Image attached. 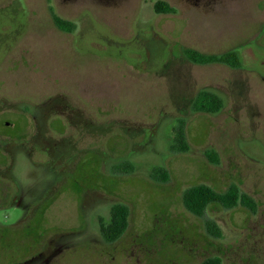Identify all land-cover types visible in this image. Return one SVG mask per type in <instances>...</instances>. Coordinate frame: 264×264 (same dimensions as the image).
<instances>
[{
    "label": "rangeland",
    "instance_id": "rangeland-1",
    "mask_svg": "<svg viewBox=\"0 0 264 264\" xmlns=\"http://www.w3.org/2000/svg\"><path fill=\"white\" fill-rule=\"evenodd\" d=\"M157 1L175 13H155ZM49 4L72 33L47 0H0V264H264V0ZM183 49L234 52L240 67L196 65ZM202 89L218 113L191 109ZM178 120L185 153L169 151ZM231 183L254 213L182 204L190 186ZM117 204L128 225L107 243Z\"/></svg>",
    "mask_w": 264,
    "mask_h": 264
},
{
    "label": "trees",
    "instance_id": "trees-1",
    "mask_svg": "<svg viewBox=\"0 0 264 264\" xmlns=\"http://www.w3.org/2000/svg\"><path fill=\"white\" fill-rule=\"evenodd\" d=\"M48 11L54 27L64 33H72L75 25L72 21L59 17L53 7L47 0ZM155 13L172 14L175 9L165 2L157 1L153 5ZM185 58L196 65H212L221 64L230 68L237 69L240 62L234 52H226L218 55L204 54L192 49H183ZM223 108V101L216 94L208 90H199L191 103V109L196 113L215 114ZM189 150L187 136L185 131V123L178 120V125L174 128V136L172 144L169 147L171 153H185ZM210 158V156L207 154ZM118 171L131 172L133 165L124 162L117 166ZM151 178L155 181L165 182L169 176L164 168H157L152 171ZM184 208L197 217H203L210 205H219L224 209H234L238 206L254 213L257 209L256 201L240 190L239 186L231 183L223 192H218L206 184H197L186 188L181 196ZM128 208L125 205L117 204L111 208V217L108 224L102 225V238L107 243H112L119 239L125 232L128 225ZM205 230L209 236L220 238L221 231L216 223L211 219H206ZM200 264H222L221 259L217 256L208 257Z\"/></svg>",
    "mask_w": 264,
    "mask_h": 264
}]
</instances>
